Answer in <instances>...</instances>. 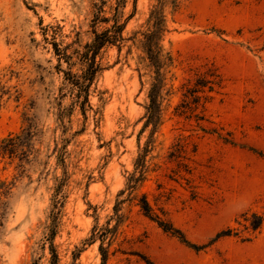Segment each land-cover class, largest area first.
<instances>
[{
	"label": "rangeland",
	"instance_id": "1",
	"mask_svg": "<svg viewBox=\"0 0 264 264\" xmlns=\"http://www.w3.org/2000/svg\"><path fill=\"white\" fill-rule=\"evenodd\" d=\"M116 1L0 0V144L19 137L12 156L0 149V264H50L51 245L56 264H101L92 230L114 225L119 200L106 264H264V0H168L172 63L160 124L145 129L157 0L120 8L124 41L97 55L88 103L72 84ZM208 76L217 84L194 100ZM148 141L144 182L118 197ZM142 195L200 249L144 216Z\"/></svg>",
	"mask_w": 264,
	"mask_h": 264
},
{
	"label": "trees",
	"instance_id": "2",
	"mask_svg": "<svg viewBox=\"0 0 264 264\" xmlns=\"http://www.w3.org/2000/svg\"><path fill=\"white\" fill-rule=\"evenodd\" d=\"M135 2L136 0H133V8H135ZM167 3L168 0H157V5L150 11L149 18L147 20L149 30H147V33L143 34L146 58L149 61V64L154 72L153 81L150 84V88L148 91V105L146 106L145 123L143 126L144 129L149 126L156 128L160 124L162 114V102L164 100L163 90L165 87L164 70L170 67L172 63L171 56L169 55V53L165 52L161 46V41L164 36V33L167 32L164 15V7ZM125 4L126 0L116 1V7L113 9L115 13L111 20L106 18H100V16L98 15L93 20L94 26L99 22L108 23L109 21H112V25L101 33H97L94 30V38L92 42L90 44H86L84 47V51L79 55L81 65L83 67L82 75L81 77H79V79H76L75 82L72 84L78 89L77 98L82 99L80 101L81 105L88 103L89 88L98 73L102 71L100 63L96 61V57L99 52L107 46H117L124 41L122 33L125 29L126 22L131 18L130 15L128 18H126L124 22H120L121 15L119 10ZM98 12H101L100 8L98 9ZM118 48L120 47L118 46ZM55 51L57 53L59 52V57L67 59L66 54L61 55L60 51ZM210 77L207 79L200 78L198 81L201 82H196V89L194 88L195 90L190 91L191 96H194V100L196 99L195 93L205 88H207L208 91H212L213 85L217 84L214 78ZM28 133L30 134V132ZM18 138V136L15 138L10 137L1 142L0 149L4 155L8 154L12 156L16 153V146L14 141ZM151 148L152 142L148 141L145 147L139 151L138 156L134 162V171L133 173L129 174L125 184L126 188L118 193V197L127 193L126 197L131 198L132 194L141 187L142 183L145 180L146 173L148 172L146 159L152 150ZM124 202L125 200H119L114 206V225L112 227L107 226L103 229H98L97 227H94L92 230V236L90 238L91 243H94L96 240L100 241L98 250L101 256V264L107 263L109 257L108 247H110L112 241L115 239L117 228L121 224L123 219L121 210ZM138 205L143 215L155 221L159 228L163 230V232L179 238L182 243H184L188 247H191L194 250L200 249L199 246L189 244V242H187V240L184 238L183 234L178 229H175L169 222L162 220L156 214H154L145 196L142 195ZM259 219V222L252 224V228L254 230L258 229L262 225L263 220L261 217H259ZM51 235H53V232L51 233ZM105 242L108 244V247L104 246ZM50 247L52 255L50 264H56L57 255L54 251L53 246L51 245Z\"/></svg>",
	"mask_w": 264,
	"mask_h": 264
}]
</instances>
